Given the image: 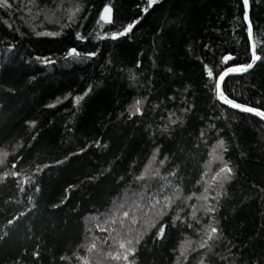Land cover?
<instances>
[{"label":"trees","instance_id":"trees-1","mask_svg":"<svg viewBox=\"0 0 264 264\" xmlns=\"http://www.w3.org/2000/svg\"><path fill=\"white\" fill-rule=\"evenodd\" d=\"M251 3L261 59L223 90L264 110V0ZM8 4L0 264H264V119L216 89L252 59L243 0Z\"/></svg>","mask_w":264,"mask_h":264},{"label":"snow or ice","instance_id":"snow-or-ice-1","mask_svg":"<svg viewBox=\"0 0 264 264\" xmlns=\"http://www.w3.org/2000/svg\"><path fill=\"white\" fill-rule=\"evenodd\" d=\"M155 2H156V0H150V3H155ZM248 3H249V0H243V4H244L246 7H247ZM0 6H10V5L8 4V0H0ZM110 11H111L110 8H106V9H105V12H110ZM145 11H147V9H145ZM101 19H107L108 22H111V18H110V16H109V17H103V16H102ZM245 19H246V20L248 19L247 14L245 15ZM132 27H133V25H132V24H129V25L126 27V29L124 30V32L119 33V35H124V34H126V32H127V31H130ZM247 31H248L249 36L251 37V36H252V25H251V21H250V20H248V29H247ZM37 35H58V33H44V32H41V33H37ZM252 52H253V60H254V61H255V60H260V59H261L260 56L255 55V44H254V43L252 44ZM73 54H77V55H78V53H76V50H75V49H72L71 52H70V55H73ZM223 59H224V62L226 63L228 60L233 59V57L226 56V57H224ZM251 67H253V64H252V63H249V64H248L246 67H244V68L230 67V68H228V69H227V70H226V71H225V72L219 77V79L222 81V80L224 79V77L227 76L229 73H232V72H238V71H247V69H249V68H251ZM208 75H209L210 77L213 75V73H212L211 70H209ZM217 86H218V85H217ZM79 99H80V98L78 97L77 100H79ZM220 99L224 100L225 103L230 104L232 107L240 108V109H242L243 111H246V112H254V113H256L257 115H259V116H261V117H264V112H259V111H258L257 109H255V108H247V107H244L243 105L236 104V103H234L232 100L227 99V98L224 96V94H223L222 91L220 92ZM138 104H139V102H137V108H136V111H137V112L139 111ZM219 147H221V148L223 147V142H222V141H221ZM146 172H147V170H146ZM231 172H232V169L229 168L227 165H225L223 168L220 169V171H219L216 175H217V176H220V175L223 173V174H225V175H224V179H227L228 176H229V174H230ZM143 178H144L143 176L139 177V179H143ZM157 203H159V202L157 201ZM123 215H124L125 217H127L129 214H128V212H124ZM132 222L135 223V220H133ZM216 231H217L216 228H214V227L211 228V233H215ZM163 233H164V229H163V227H161V228L158 230V235L163 236ZM211 238H212L211 235H209V239H211ZM128 243L131 244V241H128ZM202 246H203V245H202ZM93 247H95V245H93ZM120 248H125V244H124V243H121V244H120ZM113 258H114V259H121V258H123V259L126 260L128 257H127V255L121 257L119 254H117V255H116L115 257H113Z\"/></svg>","mask_w":264,"mask_h":264},{"label":"water","instance_id":"water-1","mask_svg":"<svg viewBox=\"0 0 264 264\" xmlns=\"http://www.w3.org/2000/svg\"><path fill=\"white\" fill-rule=\"evenodd\" d=\"M243 5H244V4H243ZM106 8H110L111 11H110V12H105V9H106ZM251 8H252V3H251V0H249V3H248V5H247V7L244 5V19H245V15L247 14L248 19H247V20L245 19V22H246V25H247V29H248V20L251 21V25H252V36L250 37L249 34H248V37H249L250 46H251V53H252V59H251L250 63L253 64V67L247 69V71H238V72H232V73L243 74V73L250 72L251 70H253V69L255 68V66H256L257 63H258V60H255V61L253 60V52H252V44H253V43L255 44V55H257V56H259V55H258V51H257V41H256V38H255L254 24H253V21H252V18H251ZM102 16H103V17H109V16H110V18H111V20H112V18H113V8H112L111 6H109V5H108V6H105V7L103 8V10H102L101 17H102ZM102 20L105 21V22H108L107 19H102ZM228 56L231 57V55H228ZM246 66H247V65L233 64V65H230V66L226 67V68H225V69L219 74V76H218V78H217V84H216L217 94H218L219 97H220V92L222 91L223 94H224V96H225L227 99L232 100L234 103H236V104H240V105H243L244 107H247V108H255V109H257L259 112H264V110H262V109H260V108H257V107H254V106H251V105H248V104H245V103H242V102H239V101H237V100L232 99V98L229 97V96L224 92V90H223V83H224L225 78H226L229 74H232V73H229L227 76H225L224 79H223L222 81L219 79V77H220V76H221V75H222V74H223L228 68H230V67L244 68V67H246ZM217 85H218V86H217ZM221 100H222V99H221ZM222 101H223L224 104H226V105L232 107L230 104L225 103L224 100H222ZM232 108H234V109H236V110H239V111H242V112H246V111H243V110L240 109V108H235V107H232ZM248 113H252V114L257 115V114L254 113V112H248ZM257 116H259V115H257ZM259 117H261V116H259ZM261 118L264 119V117H261Z\"/></svg>","mask_w":264,"mask_h":264}]
</instances>
